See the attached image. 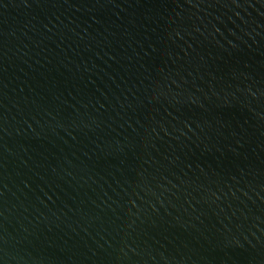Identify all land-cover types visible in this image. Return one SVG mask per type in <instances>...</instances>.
Masks as SVG:
<instances>
[{"label":"water","instance_id":"obj_1","mask_svg":"<svg viewBox=\"0 0 264 264\" xmlns=\"http://www.w3.org/2000/svg\"><path fill=\"white\" fill-rule=\"evenodd\" d=\"M0 264H264V249L0 0Z\"/></svg>","mask_w":264,"mask_h":264}]
</instances>
